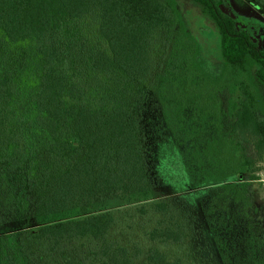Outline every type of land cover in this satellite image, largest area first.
Here are the masks:
<instances>
[{"label":"trees","instance_id":"16d2710c","mask_svg":"<svg viewBox=\"0 0 264 264\" xmlns=\"http://www.w3.org/2000/svg\"><path fill=\"white\" fill-rule=\"evenodd\" d=\"M196 1L217 60L178 0H0L2 51L29 42L43 61L20 107L0 63V264H216L195 234L220 264H264V44ZM104 193L140 203L83 212Z\"/></svg>","mask_w":264,"mask_h":264},{"label":"rangeland","instance_id":"374dc122","mask_svg":"<svg viewBox=\"0 0 264 264\" xmlns=\"http://www.w3.org/2000/svg\"><path fill=\"white\" fill-rule=\"evenodd\" d=\"M181 3L182 5V13L184 14L183 16L188 19L191 23V31L201 39V43L207 44L209 43L211 46L208 49H211L212 52L208 54L206 52V55L210 58L209 55H212L213 57H217L218 55L215 54V52H219V47L218 44L216 43L217 38H218V32L217 30L213 27L208 25H203L202 28H207L208 30H201L199 27V22L196 19V15H198L197 10L191 9V5H189L187 2L185 3L184 0H178V5ZM237 8V7H236ZM222 9V7H221ZM239 12H242L245 15H254L258 17L259 19L264 20V15L260 13L258 10L251 8V7H244V8H237ZM196 12V13H195ZM199 27V28H198ZM66 36L70 37L69 33H65ZM67 39V41H68ZM77 40L72 42L68 41V45L66 46L67 48L72 47H78L80 44H77ZM77 44V45H76ZM260 45L264 44V40L260 41ZM90 45L89 41H86L82 46H88ZM93 46V44H91ZM90 45V46H91ZM7 50L2 51L3 46L0 43V63H7L10 64V66L13 69V77L17 85V92L16 96L14 98V105L16 107H20L22 103L23 96L27 94V92L32 89V87L35 84V81L37 80V77L39 75L38 70L41 69L40 64H43V61L41 60V57L39 54L35 53V47L34 44L29 43V42H23V43H9L6 45ZM210 50V51H211ZM204 52V53H205ZM205 58V57H204ZM207 60V58H206ZM212 60H217L212 59ZM208 64L210 65L211 69L217 72L220 70V64L221 61L217 62H212L211 59L207 60ZM40 67V68H39ZM222 96L224 99L227 98V94L223 93ZM256 177H257V191H256V200L260 201L261 199L264 198V155H260L257 160H256ZM163 176L160 175L159 180H157L156 186L152 192L153 198L160 199L164 198L167 193H169V188H168V181L166 179H162ZM172 194V193H170ZM140 202H135L129 197H120L116 196L112 193H104L102 195H99L96 197L94 202L89 206L87 209H85L83 212H98L100 210H115L117 208H122V207H130L134 204H137ZM196 226L199 228H202V221L201 219H198L196 221ZM132 238L139 240L140 236L133 233ZM123 239L126 240L125 235H123ZM193 242L196 247V254H198L199 260L203 261V258H205L207 255L211 254L212 256L210 257L216 264H220L217 255L211 250V247L204 242V239L202 236H198L195 234L193 235ZM145 243V241H143ZM147 244V241H146Z\"/></svg>","mask_w":264,"mask_h":264},{"label":"flooded vegetation","instance_id":"af4514ba","mask_svg":"<svg viewBox=\"0 0 264 264\" xmlns=\"http://www.w3.org/2000/svg\"><path fill=\"white\" fill-rule=\"evenodd\" d=\"M184 2L186 3H188L189 5H191V9H193V10H197V14L198 15H196V19L198 20V22H199V27H201L200 29L201 30H208L207 28H202V26L205 24V25H208V27H210V26H213L216 30H217V32H218V38H217V41H216V43L218 44V47H219V37H220V33H219V31H218V28H217V25H216V20L211 16V15H209L207 12H205L204 10H203V8H202V5L198 2V1H196V0H184ZM214 2H215V4H216V6L217 7H219V10H221L222 12H225V13H227L229 16H232L231 14H232V12H233V10H237V8H236V5H235V3H234V1L233 0H214ZM221 7H222V9H221ZM181 8H182V5H181V3L179 4V10L181 11V13H182V10H181ZM232 11V12H231ZM196 13V12H195ZM184 14L182 13V16H183ZM183 18H184V20H185V22H186V24H187V26H188V29L191 31V28H190V26H191V22L188 20V19H186L184 16H183ZM233 18V17H232ZM198 27V28H199ZM193 33V32H192ZM194 34V33H193ZM195 35V34H194ZM196 36V35H195ZM250 36V35H249ZM197 37V36H196ZM198 38V37H197ZM252 39V38H251ZM254 40V39H253ZM256 41H258L259 43H260V41H263L264 40V37H262L261 39H255ZM198 42L200 43V44H202L203 45V43H201V39L200 38H198ZM206 46L208 47V48H210V44L209 43H207L206 44ZM208 48H207V50H208ZM204 50H206V47L204 46V48H203ZM209 51V50H208ZM220 51V50H219ZM206 53V52H205ZM216 55H218L217 57H213V56H211V55H209L210 56V58L211 59H218L219 58V52H216L215 53ZM217 62V61H216Z\"/></svg>","mask_w":264,"mask_h":264},{"label":"water","instance_id":"95a60500","mask_svg":"<svg viewBox=\"0 0 264 264\" xmlns=\"http://www.w3.org/2000/svg\"><path fill=\"white\" fill-rule=\"evenodd\" d=\"M232 15L236 19L237 24L248 32L252 39L255 40L264 37V20L259 19L254 15H245L238 10H233ZM204 46L206 47V52L208 54L214 53L211 49H208L209 51L207 50L208 47L206 44H204Z\"/></svg>","mask_w":264,"mask_h":264}]
</instances>
